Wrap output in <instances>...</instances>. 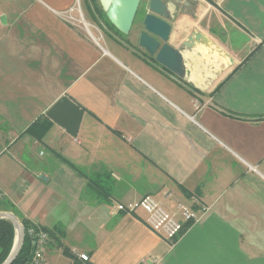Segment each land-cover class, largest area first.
I'll use <instances>...</instances> for the list:
<instances>
[{
    "label": "crops",
    "instance_id": "obj_1",
    "mask_svg": "<svg viewBox=\"0 0 264 264\" xmlns=\"http://www.w3.org/2000/svg\"><path fill=\"white\" fill-rule=\"evenodd\" d=\"M146 2L126 40L99 0H0V200L50 235L46 264H264V0L170 6L186 79L139 47ZM62 97L77 138L46 117ZM166 191L207 209L174 241L116 209Z\"/></svg>",
    "mask_w": 264,
    "mask_h": 264
},
{
    "label": "water",
    "instance_id": "obj_2",
    "mask_svg": "<svg viewBox=\"0 0 264 264\" xmlns=\"http://www.w3.org/2000/svg\"><path fill=\"white\" fill-rule=\"evenodd\" d=\"M184 0H147L145 15L141 21L138 45L155 61L181 79H186L187 70L182 49L169 44L173 16L170 6ZM103 12L111 25L125 36L130 35L136 22L143 0H99ZM189 5V3H187ZM201 41L189 38L190 43ZM185 48L191 47L188 43ZM84 110L68 97H62L46 113V117L63 128L70 136L77 138L83 119ZM41 179H44L41 177ZM7 220L13 224L16 239L12 252L3 264H14L23 250L26 231L21 220L12 212H0V221ZM141 264H152L151 261Z\"/></svg>",
    "mask_w": 264,
    "mask_h": 264
},
{
    "label": "built area",
    "instance_id": "obj_3",
    "mask_svg": "<svg viewBox=\"0 0 264 264\" xmlns=\"http://www.w3.org/2000/svg\"><path fill=\"white\" fill-rule=\"evenodd\" d=\"M175 202L173 207H169V202ZM187 204L175 199L172 191L163 193L162 199L153 196H145L140 201L132 205H117V211L126 214H134L143 211L147 215L146 223L148 227L158 236L174 241L179 238L192 224L199 222L207 209L196 210L194 204ZM28 242L32 250V257L28 264H46L47 251L51 242L50 235L36 225H32L26 232ZM75 256L73 264H92L86 253L76 249L72 251Z\"/></svg>",
    "mask_w": 264,
    "mask_h": 264
},
{
    "label": "trees",
    "instance_id": "obj_4",
    "mask_svg": "<svg viewBox=\"0 0 264 264\" xmlns=\"http://www.w3.org/2000/svg\"><path fill=\"white\" fill-rule=\"evenodd\" d=\"M109 25L112 27L110 23ZM49 127H50V123L45 119L43 122L38 121L35 124H33L27 130V133L34 136L39 142H41L43 136L49 130ZM3 210L14 213L21 220L23 226L25 227L26 232L28 228L33 225L27 219H25L14 206L9 204L8 202H3L2 200H0V211ZM14 240H15V228L13 224H11L7 220H1L0 221V249H1L0 264H2L7 259V256L10 252L11 246L14 243ZM31 257H32V250L28 242V238L26 236L23 250L14 264H28L31 260Z\"/></svg>",
    "mask_w": 264,
    "mask_h": 264
},
{
    "label": "rangeland",
    "instance_id": "obj_5",
    "mask_svg": "<svg viewBox=\"0 0 264 264\" xmlns=\"http://www.w3.org/2000/svg\"><path fill=\"white\" fill-rule=\"evenodd\" d=\"M103 23H104V22H103ZM138 24H139V23H138ZM102 26H104V25H102ZM138 27H139V25H138ZM98 28L102 31V33H105V31H106V30H109L110 27L105 26L104 28H102V27H100V25H99ZM107 28H108V29H107ZM135 30H137V28H135ZM110 31H111V28H110ZM112 32H113V30H112ZM124 38L127 40V37H126V36H125ZM14 131H15V130H13V129H2V130H1V132L4 133V135H5V133H6L7 135H11L12 138H15V136H16V133H15ZM0 212H3V211H0ZM15 239H16V231H15ZM14 244H15V240H14L13 245L11 246V249H10V252H9L8 256H9L10 253L12 252L13 247H14ZM0 251H1V249H0ZM8 256H7V258H8ZM5 261H6V260H5ZM5 261H4V262H5ZM4 262H3V263H4ZM3 263H2V264H3Z\"/></svg>",
    "mask_w": 264,
    "mask_h": 264
}]
</instances>
